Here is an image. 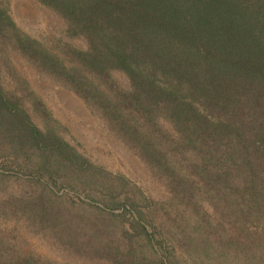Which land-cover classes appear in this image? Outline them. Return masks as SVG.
Instances as JSON below:
<instances>
[{"label":"trees","instance_id":"1","mask_svg":"<svg viewBox=\"0 0 264 264\" xmlns=\"http://www.w3.org/2000/svg\"><path fill=\"white\" fill-rule=\"evenodd\" d=\"M35 1L58 30L30 34L0 0V264H264V0ZM21 64L78 96L167 204L78 149Z\"/></svg>","mask_w":264,"mask_h":264},{"label":"rangeland","instance_id":"2","mask_svg":"<svg viewBox=\"0 0 264 264\" xmlns=\"http://www.w3.org/2000/svg\"><path fill=\"white\" fill-rule=\"evenodd\" d=\"M10 13L21 28L35 36L56 31L63 25L61 19L51 10L40 6L35 0H10ZM18 68L30 80L52 114L67 129L64 134L71 137L78 149L92 162L113 173L126 176L131 183L138 185L145 194L152 197L155 205L167 204L163 186L154 180L136 155L127 150L116 138L105 132L99 120L90 113L78 96L69 90L58 88L39 78L30 66L21 64ZM115 75L122 82L125 81L119 74L116 73ZM33 118L36 119L34 115ZM64 190L67 188H60L59 193ZM69 192L76 195L74 198L77 196L85 198L80 191L70 190ZM186 211L188 210L186 209ZM157 214L166 220H170L173 212L162 208L157 210ZM20 226L22 235L27 238V246L54 258H69L73 261H79L78 254L72 256L55 245L51 239L47 240L46 237L31 232V230L23 227L22 223ZM91 264L99 263L94 261Z\"/></svg>","mask_w":264,"mask_h":264}]
</instances>
